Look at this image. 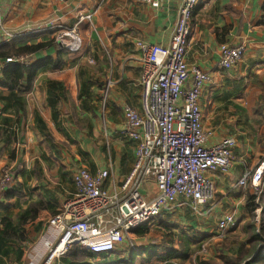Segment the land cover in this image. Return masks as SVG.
Returning a JSON list of instances; mask_svg holds the SVG:
<instances>
[{"label":"crops","instance_id":"obj_1","mask_svg":"<svg viewBox=\"0 0 264 264\" xmlns=\"http://www.w3.org/2000/svg\"><path fill=\"white\" fill-rule=\"evenodd\" d=\"M178 6L175 1L152 8L135 0H0V44L49 42L23 57L24 62L52 58L29 90L0 87V177L9 171L11 186L18 191L10 198L0 197V204L8 207L0 210V220L9 216L11 227L24 236L23 240L4 238L0 247L10 252L0 253V264H71L67 253L46 262L49 245L58 236L48 219L73 193L76 167L91 173L107 170L103 188L111 192L130 171L135 142L126 134L123 107L140 109L141 52L136 43L167 45ZM57 25L77 28L83 40V64L72 63L74 53L62 50L66 47L56 40ZM221 43L244 46L241 59L228 69L219 64ZM185 60L210 77L198 101L203 126L212 131L208 145L226 137H232L235 145L228 171L209 173L215 184L213 201L198 213L188 207L176 209H186L200 222L213 216L216 232L217 219L223 215L220 207L234 204L236 210L227 213L238 216L247 195L253 193L237 181L264 153V0H200L192 13ZM4 64L0 59V68ZM143 187L142 193L152 197L154 182ZM32 203L41 205L36 216L27 215L18 224ZM147 225L141 226L143 235L134 234L133 246L122 244L108 257L126 258L131 249H153L154 256L142 254L136 264L172 261L168 249L143 243ZM180 250H186L183 244ZM103 256L96 254L94 261ZM196 256L194 252L193 264H199ZM208 257L212 258L211 251Z\"/></svg>","mask_w":264,"mask_h":264},{"label":"built area","instance_id":"obj_2","mask_svg":"<svg viewBox=\"0 0 264 264\" xmlns=\"http://www.w3.org/2000/svg\"><path fill=\"white\" fill-rule=\"evenodd\" d=\"M135 1L152 8L170 1L179 6L167 45L142 40L136 43L141 52L140 109L123 107L126 134L135 142L133 165L113 192L103 188L107 170L91 173L81 166L74 169L73 193L48 219L58 236L49 245L46 262L66 254L73 245L94 254L110 255L122 244L133 246V229L148 224L162 212L188 207L198 213L215 196V184L209 173L226 172L231 166L235 140L226 137L208 145L212 131L202 123L199 95L210 77L185 60L192 13L200 0ZM85 18L90 19L91 15ZM57 28L56 40L70 53L79 52L83 40L77 28L60 25ZM243 51V45L221 43L220 66L232 67ZM5 62H24V57H6ZM10 179L11 173L3 171L0 193ZM150 180L154 182L155 193L147 197L141 188ZM263 180L264 153L237 184L243 188L250 186L258 202ZM206 210L209 212L211 208ZM234 225L233 213L219 216L215 237H224ZM209 253V246L201 243L199 254L204 257Z\"/></svg>","mask_w":264,"mask_h":264},{"label":"trees","instance_id":"obj_3","mask_svg":"<svg viewBox=\"0 0 264 264\" xmlns=\"http://www.w3.org/2000/svg\"><path fill=\"white\" fill-rule=\"evenodd\" d=\"M49 42H38L35 44H23L15 45L14 42H4L0 44V59L6 57H18V56H29L31 54L37 53L38 51L49 46ZM63 48L62 50H66ZM59 62V61H58ZM52 64V58L49 55L44 56L43 58L37 59L33 62H8L0 68V87L8 90L18 89V90H29L33 84L34 78L37 75L38 71L42 68H45L48 65ZM25 82V85H22V82ZM264 181V180H263ZM12 180L5 184L6 190L0 193V197L10 198L17 194L16 187L11 186ZM258 200L264 201V187L262 191L257 195ZM256 196L254 194L247 195L248 206H250V211L253 212L257 207V203L254 202ZM8 207L0 204V210H6ZM41 208V205L38 203H32L29 207L25 218L21 221H18V224H22L24 220L27 219V215L30 218L36 216L37 211ZM264 214V209H262ZM29 213V214H28ZM0 222L4 225V229L0 230V246L2 245L4 238H13L18 240H23L24 236L22 233H18L11 227V219L9 216L3 217ZM251 230L249 233V238L245 242H240L235 248V250L230 254H221L220 258L222 263H219L213 259L200 260L199 264H264V218L261 219L260 226L258 229H255L253 223L249 224ZM135 235H143L144 231L141 230V226L133 229ZM249 246L248 249H245V246ZM10 252L9 249H1L0 253L2 255H8ZM173 251L167 252V255H170ZM67 254L71 264L78 262L76 264H136V259L138 256L145 254L148 258H151L156 253L153 249L149 250H138L131 249L126 258H109L108 255L103 256L98 262H94L96 254L89 252L84 249H78L73 247ZM17 257H20V252L17 253ZM90 259L91 261H87Z\"/></svg>","mask_w":264,"mask_h":264},{"label":"rangeland","instance_id":"obj_4","mask_svg":"<svg viewBox=\"0 0 264 264\" xmlns=\"http://www.w3.org/2000/svg\"><path fill=\"white\" fill-rule=\"evenodd\" d=\"M82 49L83 45L79 52L70 56L72 58V63L77 61L78 63L83 64L84 59L80 58L83 56ZM245 191H248V189ZM254 202L257 203V207L253 212L250 211V206H248L247 200L245 201V204H242L238 216H235L236 221L234 227L226 231L222 238L215 237L216 232H214L213 216H207L209 218H204V221L200 222L199 217L187 213L186 209L181 210L175 208L174 210L169 211L168 217L160 218L153 223H148L147 226L149 229H145L147 232L144 236L145 239L143 240V243H147L146 245L154 244L163 250L166 248L169 252L171 249L174 250L168 257L171 258L172 261L162 262V264H193L192 255L194 252H197L196 257L198 259L195 258L197 263L200 260L205 261L209 259L208 256L203 257L199 254L200 245L205 242V245L207 247L209 246L211 251L212 258L210 257V259L214 258L213 260L222 263L220 258L221 254L232 253L240 242H245L249 238L251 230L249 224L253 223L256 227L255 229L259 228L261 219L264 218L262 212L264 204L262 200H258V202L254 200ZM220 209L223 211V214L236 210L234 204H232V206L229 204L223 205V208L220 207ZM197 225L199 226V229L195 228ZM212 235H214V238L210 239ZM180 244L185 246V251L180 250ZM249 246L247 245L244 248L248 249ZM73 247L77 246L73 245L70 249H73ZM114 256L117 255L113 254L110 257L113 258ZM199 257L201 259H199ZM141 260V258L137 259V261ZM153 264L160 263L154 262Z\"/></svg>","mask_w":264,"mask_h":264}]
</instances>
